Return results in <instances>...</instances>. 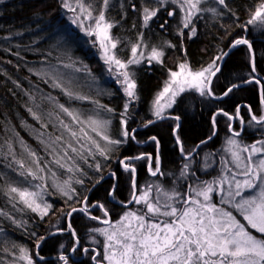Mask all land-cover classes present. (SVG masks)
Here are the masks:
<instances>
[{"label": "snow or ice", "instance_id": "obj_1", "mask_svg": "<svg viewBox=\"0 0 264 264\" xmlns=\"http://www.w3.org/2000/svg\"><path fill=\"white\" fill-rule=\"evenodd\" d=\"M205 2L154 0L153 3L144 0L143 5L132 3L131 7L140 13L145 28L161 21L159 28L166 32L171 20L177 16L176 7L172 6H178L180 19L176 26V36L182 45L184 37L191 39L196 35L194 20L199 19L203 13L210 12L218 16L227 10L232 16L236 15L229 8L228 0H214L216 7H204ZM60 6L72 13L73 24L86 35L95 36L93 44H99L101 59L119 85L118 90L122 92L125 102L118 114L119 129L112 135L109 132L111 118H101L100 113L86 115L72 106L74 101L91 99L77 93L73 81L55 68L42 73L46 77L44 82L60 89L69 103L66 105L53 100L54 107L47 113V120L43 113L29 108L40 127L38 140L41 150L23 144L22 151L18 153L11 141L0 145L7 168L17 177L0 186V193L8 198L17 212L27 209L43 220L52 210V205L45 199L46 194H53L46 187L47 181L52 180L51 187L65 198L70 211L61 210L65 222L52 225L47 236L30 231L28 235L36 241L35 258L30 250L19 246V259L26 261V264H42L44 257L40 255V249L43 244L51 237L67 235L70 238L69 246L63 243L58 246L59 264H77L71 259L73 254L87 256L90 264H264V140L251 145L240 142L239 138L247 129H238L236 122L241 126L246 123L243 116L245 106L237 105L232 113L217 109L211 117L214 131L191 151L185 150L180 136L181 117L169 111L174 109V105L186 92L223 100L242 84L255 83L261 85L262 111L258 116L247 106V123L264 128V80L256 75L253 43L246 36L240 35L227 46L229 49L246 47L250 73L248 79L232 83L219 96L214 92L213 82L218 73L222 72L229 51H222L213 57L208 66L199 70L192 69L187 61L179 63L177 71L169 70V78L156 93L150 106V118L143 122L142 127L149 128L166 120L175 122L172 135L180 154L181 166L178 175L172 173L170 178L163 167L160 138L151 135L147 140H139V128L131 127L135 119L134 105L140 98L138 77L132 66L147 63L148 67H152L153 62L162 64L165 55L163 49L152 47L145 59V53L139 50L144 35L141 33L131 47V57L122 60L118 48L122 42L111 35L114 24L106 16L110 0H102L99 7L95 0H60ZM161 11L167 13V18L160 16ZM249 25L264 30V0H259L257 6L249 10L246 22L237 27L247 31ZM164 47L175 48L176 45L166 42ZM92 103L103 112L116 113L115 109L101 105L98 100ZM220 116L226 119L228 135L224 152L227 158L221 157L222 168L216 178L201 180L199 169L193 167V161L202 147L217 135ZM131 143L138 146L150 144L153 151L125 155L123 150ZM115 153L120 155L115 161L116 168L110 169L107 175V179L114 181L108 189V199L103 203L93 202L89 195L81 200L75 185L83 186L85 183L88 172L84 166L87 165L88 169L98 174L99 184L105 179L104 168L111 164ZM205 160L204 167L207 168L210 166L207 156ZM138 162L145 164L151 178L143 185L138 179ZM65 174L67 179L62 182L53 179ZM121 174L128 178L130 195L127 200L119 202L124 210L118 220L112 221L106 204L113 202ZM216 197H219L218 202ZM18 204L24 207H17ZM97 211L102 215L93 214ZM76 214L103 225L88 229V244L83 243L72 222ZM0 215L11 219L17 227H25L23 221L13 219L7 213L0 211ZM98 237H103V240L100 241ZM101 244L102 251L99 250ZM13 248L17 246L13 245Z\"/></svg>", "mask_w": 264, "mask_h": 264}, {"label": "trees", "instance_id": "obj_2", "mask_svg": "<svg viewBox=\"0 0 264 264\" xmlns=\"http://www.w3.org/2000/svg\"><path fill=\"white\" fill-rule=\"evenodd\" d=\"M100 1L102 2V0ZM142 1H110L106 16L114 24L111 29L113 35L120 41H134L136 39L134 33L136 34L138 30L144 34L143 38H146L150 31L158 30L163 41L176 45L175 48L164 47L165 44L161 45L160 41L146 44L147 48H162L165 55L162 64L153 63L152 67H148L143 63L138 69L140 98L134 105L133 116L135 119L131 124L132 128H139L137 137L139 140H147L151 135H157L160 138L163 150V167L171 178L172 173L178 175V169L181 166L180 154L172 135V126L175 122L166 120L149 128L142 127L143 122L150 118L149 107L152 98L163 87L167 73L170 69H176L177 65L184 61H187L194 70L201 69L210 64L213 57L222 51H226L233 39L243 35L253 43L257 74L264 80V30L256 31L253 25H249L247 31L237 27L238 24L243 25L246 22L249 18V10L255 8L259 0H228V6L236 13L235 16L225 10L223 15L205 16L197 19L195 23L196 35L191 39L184 37L181 45L173 23L176 19L171 20L172 23L166 32H162L159 28L161 21L155 22L158 25L151 23L147 28L140 27L142 16L138 11L132 9L131 4L136 3L141 6ZM68 13L60 6V0H0V145H3L5 141H11L14 144V150L18 153L20 151L16 146V138H20L24 144L38 151L42 148L38 135H36L39 133L40 127L37 121L33 119L29 108L38 113H43L45 120H47V113L52 111L54 107L50 97L57 92V89L51 83L44 82L46 77L42 75V67L48 64L71 65L78 69H101L99 60L93 52L94 45H90L81 33L73 28L69 16L71 13ZM162 13L161 11V17ZM122 28H124L123 31ZM79 36L85 41L75 44L77 42L76 37ZM37 73H41V75H37ZM249 73L250 66L246 47L241 46L232 49L230 55L223 62L222 72L218 73L217 78L214 79L215 94L219 96L232 83H239L242 79H248ZM260 87L261 85L255 83L244 84L236 89L230 97L223 100L201 97L195 92L182 94V99L174 105V109L170 112L181 117L180 136L184 142L185 150H193L197 144L212 134L214 129L211 117L220 108L232 113L237 105L245 106L243 116L246 123L243 128H246L247 131H244L240 137L245 142L254 141L264 135V128L247 123V106H250L258 116L261 114ZM108 96L110 98L105 96L102 101L116 110V113L112 114L114 128L112 135H115L119 120L118 114L121 111L119 107L124 104L125 99L117 89ZM72 103L74 105L86 104L79 101ZM218 120L217 135L202 147L196 159L203 151L214 152L218 150L220 142L227 137L226 119L220 116ZM236 126L238 129L241 128L238 121ZM123 151L125 155H135L140 152H152L153 146L150 144L138 146L131 143ZM119 155L120 153L113 154L111 164L106 165L103 171L105 179L99 184H97L98 174L93 169H88L87 165L84 166L88 172L83 184L84 189L81 190V185L76 187L81 200L89 195L93 202L100 201L103 203L108 199V189L114 181L107 179V175L110 169L116 168L115 161ZM0 162H2L0 163V186H2L10 181L13 174L7 168V161L4 160L2 150H0ZM137 167L139 183L143 185L150 181L151 178L146 172L145 164L138 162ZM193 167L199 169V176L205 174L201 171V163H197ZM129 191L128 178L121 174L117 194L113 200L124 201L128 199ZM52 203V210L49 215L41 220L39 215L27 209L23 212H17L8 198L0 193V211L7 213L13 219L23 221L26 227V229L17 227L11 219L0 215V232L4 233V239L10 238L12 241L14 239L18 244L30 250V254L35 258L36 241L28 233L35 231L40 236H47L52 225L65 222L61 217V210L70 211L64 197L54 198ZM73 206L76 205L73 204ZM17 207L23 208L24 206L18 204ZM106 207L110 209L112 220L118 218L117 211L119 209L123 210L120 204L114 202L106 204ZM72 222L83 241L88 239V229L98 224L81 214H76ZM65 237L66 239L62 240L57 235L49 238L43 244L40 249V255L44 257L42 264H58L55 259L59 244L63 243L66 247L70 244V238L67 235ZM12 241H9L6 246L13 248ZM76 262L77 264H90L89 259Z\"/></svg>", "mask_w": 264, "mask_h": 264}, {"label": "rangeland", "instance_id": "obj_3", "mask_svg": "<svg viewBox=\"0 0 264 264\" xmlns=\"http://www.w3.org/2000/svg\"><path fill=\"white\" fill-rule=\"evenodd\" d=\"M111 2H114L115 0H110ZM97 7L101 6L102 2L100 0H95ZM150 2L154 3V0H150ZM144 4V0L142 1L141 5ZM204 7H216L214 0H206L205 4L203 5ZM172 7H176L177 9V16L175 17L176 21H173L174 23V28L176 29L177 26V22L180 19V13H179V9L178 6H172ZM162 17L163 18H167V13L165 11H162ZM71 13V12H69ZM68 13V14H69ZM213 14L210 12H205L203 13L201 17H209L212 16ZM70 18H71V24L73 26L74 29H76L78 32L81 33V35L83 36L84 39L87 40L88 43L93 44V42L95 41V36H88L85 34L84 31H82L79 27H77L76 24L72 23V13L69 14ZM174 20V19H172ZM197 19L194 20V25L196 23ZM172 23V21H171ZM155 25H158L156 23H153ZM141 28H144L143 23L139 24ZM253 28L256 31H260L262 29H258L256 28V26L253 25ZM122 31L124 30V28L121 29ZM133 33V32H131ZM140 30L137 31V33H134V41L131 40H127V41H121L122 43L118 45V48L120 49L119 51V56L122 60H126L127 58L131 57L132 53H131V47L134 43H136L138 36L140 35ZM111 35L115 38V36L112 33L111 30ZM81 38L80 36L77 39V42L75 44H80L81 42H84L85 40ZM64 39V38H62ZM91 42H90V40ZM160 41V44H166V42L168 41H163L161 39V33L158 30H153L150 31L147 35L146 38H143V41L140 45L139 50L143 51L145 53V59L146 57L150 54L152 47L147 48L146 44H151V43H157ZM74 44V45H75ZM94 45V44H93ZM157 49H161L156 47ZM93 52L96 55V58L99 60L98 63L100 64L101 69L100 70H90V69H80L79 71H76V69L78 68H74V67H68L65 68L64 66L61 65H48L46 64L44 67H42V73H44L45 71H49L51 68H55L59 73L61 74H65L68 78V80H71L74 82V90L79 93L80 95H84L87 97H90V100H83V101H79V102H84L86 103L85 105H74V103H72V106L75 107L78 111L86 114V115H94L96 113H100L101 114V118H111L112 119V124L109 128V132L110 134H112L114 128H113V115L110 113H106L103 112L102 109H100L97 105H95L94 103H92L93 100H98L100 102L101 105H107L108 107H110L105 101H102V98L106 96V98H110V93L112 94L116 89H119V85L116 84L115 80L113 79V77L108 73L107 71V66L104 64L103 60L101 59V53L99 51V44L97 43L94 48H93ZM155 63V62H153ZM145 65H147V63H145ZM209 65V64H208ZM206 65V66H208ZM142 66L141 65H134L133 70L136 71V74L138 73V69ZM148 66V65H147ZM205 66V67H206ZM171 70V69H170ZM178 68L173 69L172 71H177ZM199 70V69H198ZM169 78V72L166 75V79L165 81H167ZM164 81V83H165ZM67 82V81H65ZM116 89H115V88ZM57 89V88H56ZM162 89V88H161ZM160 89V90H161ZM156 95V94H155ZM121 96L123 97V94L121 92ZM59 97H62V99L64 98V100L59 99ZM155 97V96H154ZM154 97L152 98V101L154 99ZM51 100H58L60 101V103H64V104H68V99L66 98V96H64L62 94V92L60 91V89H57V92L53 93V95L50 97ZM125 99V98H124ZM151 101V103H152ZM125 102V100H124ZM151 106V104H150ZM123 105L121 104V106L119 107L120 110H122ZM150 108V107H149ZM170 111V110H169ZM117 117V115H116ZM48 119V118H47ZM117 131L119 129V120H118V124H117ZM38 135V134H36ZM225 137L219 144L218 146V150H215L214 152L211 151H203L199 157L193 161V165L195 166L197 163H201V167H202V173H205L202 176H199V178L201 180H211L216 178L220 172H221V168H222V164H221V157H226L227 158V154L224 152V148H225V141H226ZM240 142L244 145H251L256 143L259 140H264V135L260 136L259 138H257L254 141H250V142H245V140H242L241 138H239ZM24 144V142L22 140H20V138H16V146L18 147V150L21 152L22 151V145ZM208 157V163L210 164L209 167L205 168L204 164L206 163L205 157ZM197 162V163H196ZM3 175L7 173H2ZM9 177V176H8ZM16 175L15 173L12 174V177L10 178L11 180L16 179ZM53 179H56L58 181H63L64 179H67V175H61V176H57ZM149 182V181H148ZM52 184V180L47 181L46 183V187H48L49 192H52V195H45V199L51 204L53 205V199L57 198V197H63L61 196L58 192H56V189L51 187ZM79 184H76L75 187H78ZM168 187H171V185H168ZM84 189V186H82L81 190ZM86 190V189H85ZM130 192V191H129ZM130 194H128L129 197ZM127 200V199H126ZM216 200L218 202L219 197H216ZM124 210V209H123ZM122 209H119L117 211L118 214V218L112 221H116L119 219L120 215L123 212ZM30 211V210H29ZM121 211V212H120ZM120 212V213H119ZM239 218V217H238ZM95 226H100L102 227L103 225H95ZM24 229H26V227H23ZM8 236V235H6ZM59 238L62 240H65L66 237L64 236H60ZM8 239V240H7ZM4 239V233L0 232V247H2L0 249V264H26V261L19 259L20 253L18 251V247L19 246H23L17 243V241H15L13 239V241L10 238ZM98 239L100 241L103 240V237H98ZM9 241H12V245H16L17 248H11L9 246H6V244H8ZM88 241V239H87ZM4 246V247H3ZM94 247H96V245H92ZM24 247V246H23ZM99 250L102 251V244L99 246ZM36 252V248L34 249V255ZM73 256H76L75 254H73ZM34 257V256H33ZM56 262L59 264L57 258L55 259Z\"/></svg>", "mask_w": 264, "mask_h": 264}, {"label": "flooded vegetation", "instance_id": "obj_4", "mask_svg": "<svg viewBox=\"0 0 264 264\" xmlns=\"http://www.w3.org/2000/svg\"><path fill=\"white\" fill-rule=\"evenodd\" d=\"M94 185V184H93ZM115 200V199H114ZM116 202H120V201H117V200H115ZM115 201H113L114 203H116ZM94 215H97V216H101L102 215V213H98V212H95V213H93ZM83 243H85V244H88V241L87 240H84L83 241ZM89 246H91V247H94V246H92V245H89ZM71 259L72 260H76V261H79V260H86V259H89L87 256H84V255H76V256H71Z\"/></svg>", "mask_w": 264, "mask_h": 264}, {"label": "water", "instance_id": "obj_5", "mask_svg": "<svg viewBox=\"0 0 264 264\" xmlns=\"http://www.w3.org/2000/svg\"><path fill=\"white\" fill-rule=\"evenodd\" d=\"M231 50H232V49H229V48H228L226 51H229V52H230ZM256 75H258V74L256 73ZM242 85H244V84H242ZM242 85H241V86H242ZM113 201H114V200H113ZM116 203L120 204L119 202H116Z\"/></svg>", "mask_w": 264, "mask_h": 264}, {"label": "bare ground", "instance_id": "obj_6", "mask_svg": "<svg viewBox=\"0 0 264 264\" xmlns=\"http://www.w3.org/2000/svg\"><path fill=\"white\" fill-rule=\"evenodd\" d=\"M231 52V51H230ZM260 90H261V87H260ZM241 128H243V125L241 126Z\"/></svg>", "mask_w": 264, "mask_h": 264}]
</instances>
